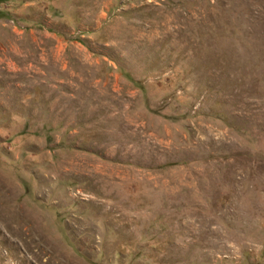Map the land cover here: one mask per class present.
Returning a JSON list of instances; mask_svg holds the SVG:
<instances>
[{
  "label": "rangeland",
  "instance_id": "obj_1",
  "mask_svg": "<svg viewBox=\"0 0 264 264\" xmlns=\"http://www.w3.org/2000/svg\"><path fill=\"white\" fill-rule=\"evenodd\" d=\"M0 264H264V0H0Z\"/></svg>",
  "mask_w": 264,
  "mask_h": 264
}]
</instances>
